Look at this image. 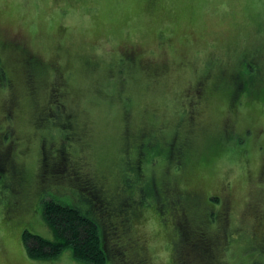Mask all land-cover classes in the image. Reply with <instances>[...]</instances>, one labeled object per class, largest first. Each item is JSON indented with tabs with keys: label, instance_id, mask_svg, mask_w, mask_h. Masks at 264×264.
Segmentation results:
<instances>
[{
	"label": "rangeland",
	"instance_id": "rangeland-1",
	"mask_svg": "<svg viewBox=\"0 0 264 264\" xmlns=\"http://www.w3.org/2000/svg\"><path fill=\"white\" fill-rule=\"evenodd\" d=\"M256 56L263 93L244 95L234 80ZM0 139L16 145L0 171V264H86L72 248L29 257L25 231L55 240L52 199L108 224L98 202L126 203L107 264H264V0H0ZM60 152L69 167L46 188L43 153L54 167ZM146 184L168 188L180 217L156 198L140 207ZM200 233L207 255L187 251Z\"/></svg>",
	"mask_w": 264,
	"mask_h": 264
},
{
	"label": "trees",
	"instance_id": "trees-1",
	"mask_svg": "<svg viewBox=\"0 0 264 264\" xmlns=\"http://www.w3.org/2000/svg\"><path fill=\"white\" fill-rule=\"evenodd\" d=\"M250 59L253 61V64H255L256 67L252 66L250 63H247V66H244V69L240 74L242 76H237L234 82L235 85L239 86L240 88L244 86L242 94H247L249 96L256 94V96H259V94L261 95V92L263 93V90L259 89L260 86H258V84L261 82L262 66L260 65V61L257 56L249 58V60L246 59L245 62H250ZM60 108L61 107L57 106V109ZM174 141L178 142V140ZM143 147H149V143H144ZM168 151L169 152L167 153V156H171L172 154L174 155L175 153L172 148ZM179 151V159L182 160V155L184 153L181 152L182 147ZM179 168L181 169V167ZM131 176L132 174L130 173L128 180H131ZM128 187L131 189L133 186L129 184ZM155 187L156 186L152 184H146L143 187V189H145L144 196H146V198L143 200L142 204H139V206L141 207L147 204V197L153 201L156 198V202L158 204L157 206L160 208V211L170 209L179 216L180 213L178 211H180L182 202L179 199L175 200L172 192H169L170 190L168 188H161V190H159ZM154 189H156V192L159 194L165 190L169 191H165V195L164 193L157 195L156 192H151ZM80 192L83 199L86 200L85 202H88L89 206H92V202L85 196V192L83 190ZM208 200L212 205L211 210L208 212V216L210 217L211 221H221V214L215 210V204H220L219 197L210 196V198L208 197ZM102 205L104 206L106 204L102 203ZM125 207L126 203L123 205L119 204L117 206V213L116 210H113V208V212L106 210V212L103 213L101 209L98 210L94 207V212L96 211L100 213L104 220L105 218L109 219L110 224L116 220L115 225L111 227V225L108 224V220L103 221V219H101L104 222L102 224V221L93 216L91 212H89V207L86 208V212H83L76 207L63 205L61 202L55 201L53 199L45 201L42 205L43 215L49 226L54 231L55 240H47L39 235H33L29 233V231H25L23 235V241L27 248V253L29 257L34 260H51L58 257L66 248H72L74 257L86 264H107L111 261L113 256H116L120 259L122 255L121 252H123V250H121L119 246L121 233L119 232L118 223H121L122 225L125 221H129L127 214L123 215L126 210ZM104 208L106 209V206H104ZM123 219L124 221H120ZM106 227H108V230ZM183 229L184 228H181V231H183ZM116 233L118 236H114ZM183 235L185 236L186 234L183 233L182 236ZM184 240L189 244V240L187 238ZM190 245L192 246H189L190 250L187 251H197L201 249L205 255L211 253L210 247L207 243L206 234L204 233H200L199 239H193ZM259 251L260 250H258L257 246H249L244 252L246 254L256 253L258 256L262 257ZM247 259L249 262L246 264H249L250 258L248 257Z\"/></svg>",
	"mask_w": 264,
	"mask_h": 264
},
{
	"label": "flooded vegetation",
	"instance_id": "flooded-vegetation-1",
	"mask_svg": "<svg viewBox=\"0 0 264 264\" xmlns=\"http://www.w3.org/2000/svg\"><path fill=\"white\" fill-rule=\"evenodd\" d=\"M0 171H5L11 174V171L9 169V164L12 165L11 162V153L14 150V148H16V145L14 142L11 143V145L5 144L4 141L2 139H0ZM63 152L60 153H54L55 156L54 157H58V161H60L59 159H63L62 164H56L54 167L49 165V159L52 158V156L46 155L43 153V157H42V163H43V171H42V177H43V182L42 185L44 184L46 186V188L48 186H52L55 182H57L59 180V177L61 175V173H64L67 171L66 168H68V157L67 155H62ZM59 155V156H58ZM10 157V158H9ZM75 174L76 177L72 178V181L74 182H78V175L74 172L71 173ZM13 177V176H12ZM12 181H14V178H12ZM19 181L21 182V177H19ZM81 191L83 190L85 192V196L92 202V206L94 207V203L93 201H96V199H100L99 196H96V192L93 191L92 186L90 185V183H86V186L83 187L82 185H80L79 188ZM153 192H156V189L153 190ZM157 195L159 194L158 192H156ZM99 203V207L101 208V210L104 212H106L104 206L102 205V201L98 202ZM94 204V205H93ZM96 208V207H95ZM114 236H118V234L116 233ZM116 238V237H115Z\"/></svg>",
	"mask_w": 264,
	"mask_h": 264
}]
</instances>
